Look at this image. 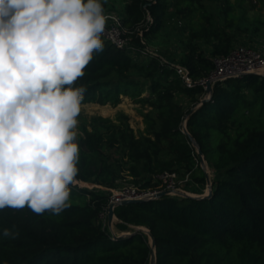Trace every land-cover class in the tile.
Instances as JSON below:
<instances>
[{
  "label": "trees",
  "instance_id": "16d2710c",
  "mask_svg": "<svg viewBox=\"0 0 264 264\" xmlns=\"http://www.w3.org/2000/svg\"><path fill=\"white\" fill-rule=\"evenodd\" d=\"M205 1L221 4L220 19L208 12ZM245 2L130 0L122 18L134 29L149 11L154 24L145 30L146 37L164 27L172 6L190 23L189 49L182 62L201 78L213 69V59L191 42L211 43L216 56L230 52L233 41L228 30L247 25L239 11ZM101 3L106 13L108 5L105 0ZM132 36L139 42L135 33ZM101 38L104 50L94 53L74 85L85 89L82 103L117 105L125 95L149 102L141 97L145 79L150 81L151 104L157 113L145 115L146 128L140 136L128 123L111 117L97 115L89 124H81L71 206L59 214H36L28 207L0 209V264H150L153 248L142 227L156 238V264H264V76L248 74L215 82L202 102L207 97L204 88L186 87L160 58L137 62L130 50ZM176 91L192 96V107L186 109L178 102ZM185 119L215 172L211 196L167 194L119 204L115 231L104 227L99 215L108 206L109 195L103 189L84 187L88 181L113 186L127 175L143 188H154L158 182L150 176L167 170L191 171L198 182L207 181L197 147L183 131ZM114 148L124 153L127 169L108 151Z\"/></svg>",
  "mask_w": 264,
  "mask_h": 264
},
{
  "label": "clouds",
  "instance_id": "9594fccd",
  "mask_svg": "<svg viewBox=\"0 0 264 264\" xmlns=\"http://www.w3.org/2000/svg\"><path fill=\"white\" fill-rule=\"evenodd\" d=\"M107 19L101 0H0V209L71 206L85 92L74 85L104 50Z\"/></svg>",
  "mask_w": 264,
  "mask_h": 264
},
{
  "label": "rangeland",
  "instance_id": "374dc122",
  "mask_svg": "<svg viewBox=\"0 0 264 264\" xmlns=\"http://www.w3.org/2000/svg\"><path fill=\"white\" fill-rule=\"evenodd\" d=\"M105 1L108 5L106 13L117 14L121 17H124L125 6L130 0ZM169 1L172 3V0ZM205 5L209 13H213V15L220 19L221 4L219 2L205 1ZM239 11L242 13L243 22L247 25H245L243 28L236 27L228 30V33L232 35V48L234 49L235 47L243 45L253 47L264 54V23L261 22V20H264V0H246V2L240 7ZM165 18V25L159 32L149 33L146 36L147 44L151 49L156 50L157 53L162 55L167 61L183 64L182 57L189 49L188 45L190 43L189 19L184 18L181 14H178L175 10H173L172 6H170L169 10L167 11ZM250 23H253L257 27V31L256 29L254 30L252 27H250ZM191 43L192 45L196 44L198 51L204 53L206 57L213 59L216 56L213 54V46L211 43L204 40H198L195 43ZM133 55L135 61L137 62L148 64L150 61V57H147V54H144L143 52H134ZM149 85L150 81L143 79L141 97L148 99L149 102H143L125 95L122 96V101L117 105H113L111 103L100 104L95 102L82 103V110L80 116L78 117V132L81 124H89L93 116L101 115L104 117H111L117 122L121 120L128 123L134 132L140 136L144 133L146 128L145 115L148 113L156 115L157 113L155 106L151 104V101L154 100V96L150 92ZM175 93L176 100L183 104L186 109L192 107L195 102V99L192 98V96L179 91H176ZM108 151H110L114 159H120L123 161H121L123 168L127 167L125 164L127 158L124 157V153H122V151L116 148L109 149ZM200 167L207 171V181L215 177V172L211 169L207 162L204 165L200 163ZM124 171L127 172V170ZM122 173L124 174V172ZM185 174L186 172H180V178H184ZM196 174H200L199 169H197ZM150 177L153 179V183H155V176ZM131 179L132 178L130 176L123 175V177H119L115 181L113 186L101 185L95 180L88 181L84 185L90 189H103L105 191H107L106 189L118 190L124 187L138 188L139 186L131 182ZM206 182L200 183L193 176L192 180L189 182H183L182 185L184 186L183 189H186L189 192L207 195L210 188L207 187ZM99 220H101L104 227H107L111 231H115V227H113V225L110 226L107 224L105 226L101 217H99Z\"/></svg>",
  "mask_w": 264,
  "mask_h": 264
},
{
  "label": "built area",
  "instance_id": "2783aa9c",
  "mask_svg": "<svg viewBox=\"0 0 264 264\" xmlns=\"http://www.w3.org/2000/svg\"><path fill=\"white\" fill-rule=\"evenodd\" d=\"M105 15L108 19L103 36L107 40L113 43L116 47L130 50L132 53L143 52L144 54H147V57L160 58L162 64H165L175 70L176 74L186 87L193 88L201 86L206 91L207 97L211 94V92L208 91L207 82L209 80H211L214 84L215 82L224 81L228 78L242 77L248 74H260L264 76V54L253 47L240 45L228 53L215 56L213 58V69L206 76L195 78L187 65L167 61L162 55L157 53L156 50H153L148 46L145 37V30H148L150 26L154 24V18L149 11L145 16L144 21L138 24L134 29L128 28L124 24L123 18L117 14L105 13ZM134 33L139 38V42L137 43L133 40L132 34ZM185 125L186 119L184 121V126ZM154 179L159 183L155 188H143L138 185V188L124 187L118 190L106 189L109 195V204L99 215V217L103 219L104 225L106 226L108 224L109 205L111 203H120L124 199L153 198L163 190H168L170 191V194L179 196L203 195L183 189L184 186L182 183L189 182L193 179L191 171L186 172L185 177L181 179L177 171L167 170L156 175ZM206 183L207 187H210L212 180L210 179ZM142 228H144L143 230L148 233V228Z\"/></svg>",
  "mask_w": 264,
  "mask_h": 264
},
{
  "label": "water",
  "instance_id": "95a60500",
  "mask_svg": "<svg viewBox=\"0 0 264 264\" xmlns=\"http://www.w3.org/2000/svg\"><path fill=\"white\" fill-rule=\"evenodd\" d=\"M208 84V91L211 92L212 89H213V83L211 80H209L207 82ZM208 99V97H205L202 102L206 101ZM191 139V141L194 143V145L197 147V151L201 157V161H202V164L204 165L207 161H206V158L203 154V151L202 149L199 147L197 141L195 140V138L193 137V135L189 132L187 126L185 125L184 126V130H183ZM210 190H209V193L207 195H200L198 197H209L211 196L212 194V183L210 184ZM167 194H170V191L168 190H163V191H160L155 197L153 198H159V197H162L164 195H167ZM188 196V195H187ZM190 196H194V195H190ZM153 198H143V199H136V198H132V199H124L122 200L120 203H111L109 205V212H108V220L110 223H113V219L115 217V208L119 205V204H129V203H134V202H140V201H145V200H149V199H153ZM144 229V228H142ZM126 234H129V233H126ZM148 234L150 236V239H151V244H152V248H153V252H152V258H151V262L150 264H156V260H157V254H156V238L155 236L150 232V230H148Z\"/></svg>",
  "mask_w": 264,
  "mask_h": 264
},
{
  "label": "crops",
  "instance_id": "0c3cea01",
  "mask_svg": "<svg viewBox=\"0 0 264 264\" xmlns=\"http://www.w3.org/2000/svg\"><path fill=\"white\" fill-rule=\"evenodd\" d=\"M117 219H118V217H117L116 214H115V217H114V219H113V223H110L109 220H108V225H110V226L113 225V227H114V223H115V221H116ZM125 233H126V232H122L120 235H125Z\"/></svg>",
  "mask_w": 264,
  "mask_h": 264
}]
</instances>
